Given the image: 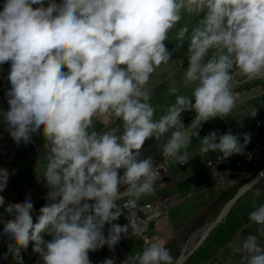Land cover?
<instances>
[{
	"label": "clouds",
	"instance_id": "obj_1",
	"mask_svg": "<svg viewBox=\"0 0 264 264\" xmlns=\"http://www.w3.org/2000/svg\"><path fill=\"white\" fill-rule=\"evenodd\" d=\"M184 15L197 21L190 35L187 25L179 28L181 43L173 51L189 39L183 85L191 97L170 88L175 102L155 119L145 86L170 60L164 41ZM9 61V109L0 111V119L17 145L31 143L38 132L43 136L37 165L44 169L48 192L35 223L31 194L7 205L6 213L14 218L5 222L3 234L14 243L5 257L10 253L23 264L21 250L31 242L43 264H92L90 251L105 245L113 249L129 229L135 236L147 231L137 202L154 194L159 173L150 156L141 158L145 141L155 138L165 163L184 164L191 137L181 113H196L190 129L199 136L202 122L227 117L236 106L232 70L264 79V0H48L47 6L45 0H5L0 65ZM249 115L254 117L256 109ZM113 121L117 127H94ZM239 136L212 131L202 138L199 152H218L220 159L244 154L250 134H243L244 143ZM9 175L0 168V192ZM121 186L128 198L118 205ZM121 215L128 224L113 223ZM248 218L260 226L259 234L247 235L233 251L241 254L240 264H264V246L258 243L264 236V204H254ZM145 245L134 264H174L163 243L145 237Z\"/></svg>",
	"mask_w": 264,
	"mask_h": 264
},
{
	"label": "crops",
	"instance_id": "obj_2",
	"mask_svg": "<svg viewBox=\"0 0 264 264\" xmlns=\"http://www.w3.org/2000/svg\"><path fill=\"white\" fill-rule=\"evenodd\" d=\"M196 21L197 17L195 15H184L180 23L176 25V28L170 31L168 39L164 41L166 49L171 53L170 60L167 64H161L156 68L150 76L148 84L145 86L150 91L149 102L155 108V119L163 115L165 109L175 102V95L169 94L170 88L176 87L178 89L177 94H184L191 97V89L185 88L183 85L184 75L188 67L189 39L186 38L182 42V47L178 51H173V49L176 48L178 43H181L176 38V32L179 28L187 25L190 35L191 29L195 26ZM64 70L66 71L67 69ZM235 71L237 70L234 69L231 73ZM236 78L239 80V85L233 91L236 98V106L232 112L227 117L211 118L206 122H202L199 136L192 134L196 130L190 129L191 124L185 128L186 134L191 137V143L187 149L188 160L184 164L178 162L165 163L164 160L163 164L170 180L156 183L154 186V194L143 196L138 201L140 204H146L168 195H178L181 198L180 202L171 206L161 218L144 223L147 226V231L143 236L129 238L124 242L123 248L132 257L129 264H132L133 258L138 254V251H141V249L143 251L145 237L149 242H161L166 247L173 238L182 234L186 226L194 218L198 217L210 205L217 201L222 193H226L229 189L237 188L247 178H251L254 175L256 167L253 165L254 161L251 150L256 143L261 144V132L262 128H264V79H248L246 76L238 74ZM253 108L256 109V115L254 117L249 115L250 110ZM257 120L262 121V127L257 126ZM94 127L97 131H100L106 126L95 122ZM228 127L232 128V134H240L239 139L241 143H244L243 134H250V142L246 145L244 154L232 155L238 158L240 165H237L234 161H228L223 169L217 170L210 168L207 164L208 160L220 157L221 154L211 151L201 154L199 152L200 142L210 132L217 131L220 133L219 130H223L220 133L223 134L227 132L226 129ZM36 135L38 136L35 137ZM33 137L35 140L31 142L32 145L27 151L30 150L41 156L44 151L41 148V144L45 143L44 138L39 132L34 134ZM262 156L261 168L264 167V149L262 150ZM225 159H228V157ZM39 168L34 174V180L36 179V182L27 184L26 181H23L21 182L22 185H20L16 180L17 182L15 183L18 185L16 187L14 186L12 193L8 197L13 195L18 189L27 190L29 188H33L31 192L32 198L47 197L48 188L42 176L44 169L42 166ZM220 173L224 174L227 179L224 186H218L216 183V178ZM185 176H188L189 179L182 180V177ZM176 177H179L178 180L182 181L175 183ZM261 181L264 182V179L260 180L259 183ZM258 184L234 205L226 219L213 229L202 245L187 259L185 264H200L204 259H207L204 264H240L241 254L234 252L233 249L239 246L243 238L247 235L259 234L260 226L255 225L248 218V213L253 210L254 204L256 207L264 204V185ZM257 192H259V196L256 195ZM127 198L126 188L125 186H121L117 204L122 205ZM94 202L88 201V203ZM0 217V231L3 232L8 215L1 216L0 213ZM126 222V216L121 215L113 223L123 225ZM109 227L108 224L105 225V237H107ZM43 235L46 241L51 239L50 235ZM12 243L14 242L5 234L0 239V264H16V261L10 253L5 257V253H8V245ZM258 243L264 246V236H259ZM32 248L33 244L30 242L26 250H21L23 264H31L33 260L38 261L39 264H43L39 254L34 253ZM107 254L108 249L107 245H105L96 251H90L89 259L92 264H95L96 260H102L103 263L105 259H109Z\"/></svg>",
	"mask_w": 264,
	"mask_h": 264
},
{
	"label": "built area",
	"instance_id": "obj_3",
	"mask_svg": "<svg viewBox=\"0 0 264 264\" xmlns=\"http://www.w3.org/2000/svg\"><path fill=\"white\" fill-rule=\"evenodd\" d=\"M237 74L240 75L238 71L231 73V75L233 77V79L231 81L232 90H235L239 85V81L236 79ZM256 124L259 127L263 126L261 120H257ZM117 126H118L117 122L113 121L110 125H108L106 127L112 128V127H117ZM106 127L101 129L100 131L106 130ZM226 130H227V132L229 130H231V132L233 131L231 127H228ZM222 131L223 130H219L220 133ZM263 149H264V128H262V132H261V144L256 143L252 147V150H251V155H252V158L254 161L253 165L257 168L261 167L260 164L263 161V156H262V150ZM228 161H234L237 163V165H240L238 158H236L235 156H230V157H228V159H220V157L212 158V159L208 160L207 164H208V167L215 168V169L219 170L222 167H224ZM154 166L157 167V170L159 173L158 180H162L165 176H167L168 172L166 171L163 162L158 163ZM226 182H227L226 176L224 174L220 173L216 178L217 185L218 186H224V184ZM32 189L33 188H29L27 190H20V189L16 190V192L13 195L5 198V204L1 207L6 208L8 204L22 203L24 201L25 197L28 194H31ZM1 194H3V191L1 192ZM31 199H33L32 195H31ZM180 200H181V198L178 195H168V196H163L161 198H158V199H156L152 202L146 203V204H140L137 202L138 203V209L136 210V213H137V216L141 220H144L143 223H147V222L161 218L171 206L178 204L180 202ZM124 211L126 212L127 210H124ZM148 217H153V219L149 220ZM13 218H14L13 216L8 217L7 220H10ZM125 224H128V220L123 225H125ZM3 235H4L3 232L0 231V239L3 237ZM137 237H139V236L132 235L131 229H129L128 235L122 234L120 241L114 246L113 249L110 250L109 247L107 246V249H108L107 257L108 258H114L115 264H129L132 257L123 248V244L129 238H137ZM145 246L146 245L144 243V247ZM31 264H39V262L36 260H33V261H31ZM95 264H103V263H102V260H96Z\"/></svg>",
	"mask_w": 264,
	"mask_h": 264
},
{
	"label": "trees",
	"instance_id": "obj_4",
	"mask_svg": "<svg viewBox=\"0 0 264 264\" xmlns=\"http://www.w3.org/2000/svg\"><path fill=\"white\" fill-rule=\"evenodd\" d=\"M5 0H0V11L3 9V4ZM48 3V0H45V6ZM34 7H38V5H34ZM11 67V62H7L3 65H0V98H5V93H4V87L8 84H10V81L7 80L8 72L10 71ZM196 113L194 111H186L181 113V120L182 123L185 125V128H187L192 121L195 119ZM171 130L169 133L165 134L164 138L166 139L168 136H170ZM13 144L16 145V143L13 141L12 138L9 139ZM7 142H0V147H6ZM141 153V158H147L151 157L153 160V164L156 165L158 163H161L165 160V157L162 154V148L157 144L155 138H149L148 140L145 141L144 145L140 149ZM0 168H5L4 165H0ZM222 167L221 169H223ZM120 174L123 173V170H119ZM251 179V178H250ZM250 179L246 180L244 183L241 185L235 187V189H229L226 193H222L220 198L215 201L212 205H210L202 214H200L198 217L194 218L184 229L181 235L175 237L172 239V241L166 246L167 249L170 250V254L174 258V263L178 256L181 254L186 240L189 238V236L196 231L197 229L203 227L207 223L213 221L224 204L231 199L238 191V189L245 184L247 181ZM165 180H170V177L167 175L165 176L162 180H157L156 183L160 181H165ZM258 185H264V182L261 181ZM32 202L34 204V210L31 213L33 216V222H36V216L39 214V209L43 207L47 200L46 197H37L33 198ZM193 231V232H192Z\"/></svg>",
	"mask_w": 264,
	"mask_h": 264
},
{
	"label": "rangeland",
	"instance_id": "obj_5",
	"mask_svg": "<svg viewBox=\"0 0 264 264\" xmlns=\"http://www.w3.org/2000/svg\"><path fill=\"white\" fill-rule=\"evenodd\" d=\"M56 2L61 3L62 0H56ZM46 6H47V4H46ZM2 10L3 9H1V11ZM10 87H11L10 84L6 85L4 87V93L6 91H8L10 89ZM8 109H9V105L7 103V98L6 97L0 98V111H6ZM33 136H34V134H33ZM33 136H32L31 142L35 140ZM37 136L38 135H36L35 137H37ZM10 138L11 137H10L9 133L6 131L5 123L2 121V119H0V142H4V143L7 142L6 147H2V146L0 147V165L3 164L5 166L4 169H7L9 171V174H10L6 189L3 191V194H1V192H0V196H3L4 198L8 197L12 193L14 186L16 187V185H18V184L22 185L21 182L26 181L27 184H30L31 182H34V181L36 182V179L34 180V174L38 169H40L39 168L40 166L37 165V161H38V158L40 157V155H38L34 152H31L30 150L27 151L31 147L32 144L31 143L24 144L23 142H21L19 145H17V144L15 145L9 140ZM43 145H44V143L41 144V148H43ZM39 153H41V152H39ZM263 168H261V167L257 168L256 167L254 175L252 177H254L256 175V173ZM178 178L179 177H176L175 183H179L182 180L189 179L188 176L182 177V180H178ZM248 179H250V178H247L246 180H248ZM15 182H17L18 184ZM5 209L6 208H2L0 206L1 216L8 215L5 211ZM8 217H12V216L8 215ZM141 252H142V249H141V251H138V253H141ZM206 260L207 259H204L200 264H204V262ZM132 264H134V261H132Z\"/></svg>",
	"mask_w": 264,
	"mask_h": 264
},
{
	"label": "water",
	"instance_id": "obj_6",
	"mask_svg": "<svg viewBox=\"0 0 264 264\" xmlns=\"http://www.w3.org/2000/svg\"><path fill=\"white\" fill-rule=\"evenodd\" d=\"M262 179H264V168L258 171L254 177H252L249 181H247L239 188L237 193L224 204L221 211L213 221L199 228L190 236L181 254L178 256L174 264H185L187 259L191 257L193 253L202 245L204 240L210 235L213 229L226 219L228 213L232 210L234 205L247 192L252 190ZM196 239L198 240L196 241Z\"/></svg>",
	"mask_w": 264,
	"mask_h": 264
}]
</instances>
